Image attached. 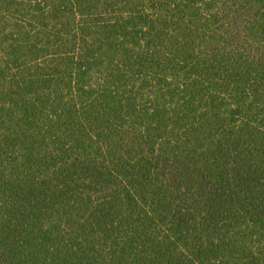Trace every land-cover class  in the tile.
I'll list each match as a JSON object with an SVG mask.
<instances>
[{"label": "trees", "instance_id": "trees-1", "mask_svg": "<svg viewBox=\"0 0 264 264\" xmlns=\"http://www.w3.org/2000/svg\"><path fill=\"white\" fill-rule=\"evenodd\" d=\"M0 264H264V0H0Z\"/></svg>", "mask_w": 264, "mask_h": 264}]
</instances>
